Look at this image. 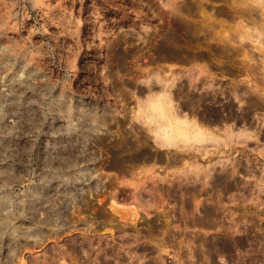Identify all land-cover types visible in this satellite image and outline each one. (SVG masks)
I'll return each mask as SVG.
<instances>
[{
	"label": "rangeland",
	"instance_id": "374dc122",
	"mask_svg": "<svg viewBox=\"0 0 264 264\" xmlns=\"http://www.w3.org/2000/svg\"><path fill=\"white\" fill-rule=\"evenodd\" d=\"M174 7L200 42L183 61L157 49ZM164 83L185 121L180 87L249 114L199 143L160 121L161 146ZM235 86L264 96V0H0V264H264V102ZM224 172L235 189L204 176Z\"/></svg>",
	"mask_w": 264,
	"mask_h": 264
},
{
	"label": "bare ground",
	"instance_id": "6f19581e",
	"mask_svg": "<svg viewBox=\"0 0 264 264\" xmlns=\"http://www.w3.org/2000/svg\"><path fill=\"white\" fill-rule=\"evenodd\" d=\"M190 8H191L190 6H187L186 7V9H188L187 11H189ZM253 9H254L253 6L249 7V10H253ZM171 10H172L171 12L174 13L173 20L171 23L172 25L168 27L164 33H162L160 43L158 44L157 49L160 52L164 53V56L166 57L167 60L183 61V59L179 58L180 57L179 55L181 54L187 55L190 50V48L186 46L187 44L185 45V43L196 45V44H200V42L198 43L196 42L197 38H195L194 36L195 34L193 32V27L186 19L182 17L181 15L182 10L177 7L171 8ZM225 52H227L226 47L217 46L211 50H208L209 55H206V54L199 55L198 59L199 60L203 59L205 61L208 58L210 59L225 58V55H224ZM172 83L170 84L172 85ZM170 84L168 83L167 85L168 87L166 86V84L162 85V89H161L162 92L160 94H157L155 97L153 98L148 97L149 105H151L150 107L151 113H149V111H147L149 115L147 112L146 113L150 120L149 123L154 124L153 128L150 130L151 132L154 133L155 138L153 137V139H156V140L159 139L160 141L159 142L156 141V142L161 146L163 145L166 146V144L168 146V145H173L177 143L178 138L177 139L175 138L176 137L175 135L177 133L175 135H172V133H174L173 130H175V128L177 129L178 127L183 126V128H178L181 131V132L178 131L180 132V134L182 133L183 135H185V137L189 139L190 141L193 140L195 142H198V141L204 142L207 140L206 138L208 135L206 136V133L203 132L204 130L203 131L200 130L201 129L200 125L202 123H205V122L217 123L219 121H222L223 119H232V118H240L244 120L246 119L245 115L249 114V112H245V110L242 111V109L240 113L238 114L235 113L231 103L227 104L223 110L219 106H216V105H219L216 99L218 97L217 95L224 94V90L222 89L219 92H217L216 90V91H212L211 93L207 92V93L199 94L195 96L193 95V93L190 92L189 88L180 87L177 90V95H176L179 100V105H180L179 107L181 111H184L187 115H189L190 117H193L194 119V120H191L190 118L189 120L185 121L186 120L185 117H184V120L183 118L182 119L178 118L177 109L173 107L171 93L169 91L167 92V90H169L167 88L170 87ZM164 86H166L165 89H163ZM210 86L212 87V85H209V87ZM233 90L234 91L232 93L234 94V98L237 99L238 102H241V97H240L241 94L239 93V91H241V88H238L237 86H235L233 87ZM242 92L244 95H246L248 99L246 100V103L248 101V104L250 106L251 105L252 106H262V103L264 102V96L262 94H259V92L255 91L254 89L253 90L246 89V90H242L241 93ZM243 112L244 114H241ZM157 121H159L158 122L159 124L157 123ZM160 121L168 122L169 125L167 126H171L172 124H175V125H172L175 128L173 129L172 127V129L171 128L167 129L166 127L163 126L164 124H162ZM167 132H170V134L166 135ZM163 135H166L168 137H163ZM226 137H230V135L227 133ZM162 140L166 141L165 144L162 143L164 142ZM139 145H140L139 139H134V140L128 141L125 145L121 147V149L124 150L125 148L128 151L133 146L139 147ZM137 154L138 152L132 153V159L138 158L139 156ZM114 156H116L115 153H114ZM119 160L120 158L115 157L114 163H113L114 166H116L117 164H120ZM204 176L209 178L208 182L211 183L212 187L221 186L223 192L237 186V184L234 183L236 182V180L233 179L234 172H231V173L224 172L220 174L219 176L218 175L216 176L215 174L213 175L204 174ZM113 208L115 211H118L117 208L115 207ZM206 213L210 215L211 211L207 210ZM63 225H66V224L61 223V226Z\"/></svg>",
	"mask_w": 264,
	"mask_h": 264
}]
</instances>
